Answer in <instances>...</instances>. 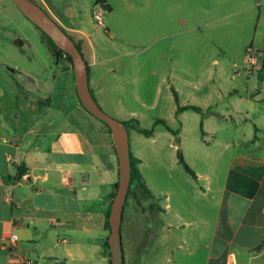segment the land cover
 I'll list each match as a JSON object with an SVG mask.
<instances>
[{
  "label": "crops",
  "instance_id": "obj_1",
  "mask_svg": "<svg viewBox=\"0 0 264 264\" xmlns=\"http://www.w3.org/2000/svg\"><path fill=\"white\" fill-rule=\"evenodd\" d=\"M39 1L52 12L45 0ZM257 24L252 64L242 53V42L232 60L215 58V69L193 67L184 76L170 72L188 85L182 105L202 110L197 112L205 138L199 144L194 141L200 158L206 153L208 138L214 137L207 161L213 166L214 181L188 162L196 174L193 179L198 181L202 175L206 180L205 188H193L200 197L196 209L191 210L179 197L173 203L171 193L164 205L151 197L154 193L143 175L145 156L140 145L144 140L135 142L133 152L129 144L149 192L135 182L129 201L125 199L120 224L123 264H143L140 256L149 247L152 257L161 228L166 230L162 239L167 241V264H190L192 259L201 264H264V244L257 249L264 243V7ZM69 30L78 33L80 43L89 39L76 28ZM244 61L255 67H244ZM95 62L93 58L91 63ZM91 63L88 85L98 93ZM236 63L244 71H234ZM231 65L233 72H229ZM256 70L257 81L249 77ZM10 90L7 101L0 90V264L111 263L109 244H104L109 235L104 222L116 191L118 158L110 129H100L90 137L95 123L78 94L64 102L51 93L47 101L42 95L32 103L31 93L40 89L27 73L21 85ZM20 98L25 103L19 104ZM186 110L192 109L178 114ZM73 114L76 124L71 122ZM145 138L157 141L153 134ZM221 158L225 164L220 166ZM23 167L25 173L20 175ZM163 213L165 220L159 218ZM11 234L17 235L12 242Z\"/></svg>",
  "mask_w": 264,
  "mask_h": 264
},
{
  "label": "rangeland",
  "instance_id": "obj_2",
  "mask_svg": "<svg viewBox=\"0 0 264 264\" xmlns=\"http://www.w3.org/2000/svg\"><path fill=\"white\" fill-rule=\"evenodd\" d=\"M33 1L75 42L80 43L78 33L70 31L71 27L89 37L83 43L81 41L80 50L87 66L93 58L96 59L90 64V70L97 73L95 81L100 92L92 94L100 107L121 121L135 119L139 127L150 128L157 136L154 143L132 126L127 127L132 152L135 142L144 140L140 145L145 156L143 175L154 193L151 197L164 205L166 195L171 193L173 203L179 197L189 204L191 210L196 209L200 197L193 188H205L206 180L202 175L198 181L194 180L178 162L177 152L179 150L187 163L197 166L214 181L215 176L210 173L213 166L207 161L215 144L214 137L208 138L204 157L196 154L198 147L194 141L199 144V140L205 138L203 128L197 111L186 110L183 115L178 114L177 107L184 102L183 89L188 85H184V78L177 76H184V72L193 67L215 69L212 61L215 58L232 60L231 56L238 54L242 42H245L242 53L253 55L259 14L261 21L263 19V1L106 0L111 7L109 11L96 4V0H45L52 12L39 0ZM108 55L112 57L101 61ZM241 64L255 67L248 66L245 61ZM234 67V71H244L240 63ZM232 68L231 65L229 72H233ZM170 72L177 76H170ZM26 73L34 77L40 89L38 93H31L32 103L42 95L47 101L51 93L64 102L77 97L74 74L67 60L60 58L56 61L40 29L12 0H0V90L5 93L3 100L7 101L11 96L10 88L21 85ZM258 75L256 70L249 77L257 81ZM18 103L25 101L20 98ZM87 114L95 123L90 137L94 138L100 129H108L103 120L90 112ZM71 117V122L76 124L77 115ZM158 117L171 130L164 124L155 123L154 119ZM182 120L183 129L180 127ZM80 123L79 128L83 130ZM222 163L225 164L224 158H221L220 166ZM220 166L218 169L222 170ZM159 218L165 220V214H159ZM158 232L152 257L150 247L140 256L143 264H154V260L156 264L168 263L167 241L162 239L166 230L161 228ZM190 264L201 262L192 259Z\"/></svg>",
  "mask_w": 264,
  "mask_h": 264
},
{
  "label": "water",
  "instance_id": "obj_3",
  "mask_svg": "<svg viewBox=\"0 0 264 264\" xmlns=\"http://www.w3.org/2000/svg\"><path fill=\"white\" fill-rule=\"evenodd\" d=\"M21 12L44 31L51 40L71 58L75 87L83 107L92 115L103 120L110 128L118 158V181L108 215V244L111 264H123L120 224L122 210L130 182V147L128 130L124 122L107 114L92 95L88 85V69L81 50L73 38L33 0H12ZM262 61L264 62V56Z\"/></svg>",
  "mask_w": 264,
  "mask_h": 264
},
{
  "label": "trees",
  "instance_id": "obj_4",
  "mask_svg": "<svg viewBox=\"0 0 264 264\" xmlns=\"http://www.w3.org/2000/svg\"><path fill=\"white\" fill-rule=\"evenodd\" d=\"M96 4H100L104 9L106 10H110V6L109 4L106 2V0H96ZM38 27V26H37ZM39 28V27H38ZM40 29V28H39ZM40 31L43 34V37L45 38V40L47 41V43L49 44L50 48H51V52L54 55L56 61H58L60 58H65L69 65H71V58L69 56V54L67 52H65L64 50H62L60 47H58L52 40L51 38L40 29ZM76 45L79 49H81L80 44L78 42H76ZM261 69L264 70V62L261 65ZM88 69V67H87ZM91 91V90H90ZM92 93V92H91ZM93 95V94H92ZM183 109H192L198 112H202L201 108L199 106L196 105H191V104H184V105H179L177 107V111L179 110H183ZM126 127L132 126L133 128H135L136 130H138L139 132L145 134V135H151L152 134V129H146V128H141L137 125V121L135 119H129L127 121H123ZM133 122V123H131ZM155 123H161L164 124L169 130L170 127L165 123V121L161 118H155L154 119ZM109 128V126H108ZM110 129V128H109ZM177 156H178V162L183 166L184 170L186 172H188L192 177H196V174L194 172V170L188 165V163L184 160L182 153L178 150L177 152ZM139 162V159L137 157H135L131 152H130V182H129V186H128V190H127V195L126 198L128 196V194L131 191L132 185L135 182H138L142 188L146 189V186L143 183L142 177L138 171V167H137V163ZM26 168H22V170H20V175L25 173ZM149 191L147 190V193ZM115 192H113L114 194ZM125 203V201H124ZM110 212V208H108V210L106 211V218H105V222H104V227L109 230V222H108V215ZM106 246H108V242L107 240H105L104 243ZM264 243H261L258 245L257 249L261 248L263 246ZM111 264V263H109Z\"/></svg>",
  "mask_w": 264,
  "mask_h": 264
},
{
  "label": "built area",
  "instance_id": "obj_5",
  "mask_svg": "<svg viewBox=\"0 0 264 264\" xmlns=\"http://www.w3.org/2000/svg\"><path fill=\"white\" fill-rule=\"evenodd\" d=\"M254 56L249 53L246 54V61L248 64H252L254 62ZM17 238L16 234H11L9 237L10 242L14 241Z\"/></svg>",
  "mask_w": 264,
  "mask_h": 264
}]
</instances>
